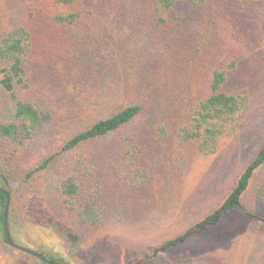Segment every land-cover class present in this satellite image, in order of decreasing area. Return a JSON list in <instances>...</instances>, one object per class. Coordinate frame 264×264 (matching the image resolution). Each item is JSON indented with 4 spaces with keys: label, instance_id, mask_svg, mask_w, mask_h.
<instances>
[{
    "label": "trees",
    "instance_id": "obj_1",
    "mask_svg": "<svg viewBox=\"0 0 264 264\" xmlns=\"http://www.w3.org/2000/svg\"><path fill=\"white\" fill-rule=\"evenodd\" d=\"M23 1L30 8L23 22L0 23V142L24 154L22 149L27 144L47 133L51 136V127L56 130L55 115L44 93L32 88L28 72L32 54L49 53L56 65L57 80L82 98H99V108H106L109 100L116 102L109 103L114 106L112 111L94 121L75 129L62 127L56 143L50 142L45 154L33 159L19 184L3 172L1 166L6 158L0 153V187L11 195V204L15 199H23L24 204L40 200L38 194L44 192L38 183L40 175L70 159L68 165H63L67 177L58 181L56 192L59 206L80 224L98 229L104 223L105 211L107 214L111 209H117L116 213L125 209L135 213L150 205L147 192L152 174L146 168L149 153L136 135H125L113 144L109 154L118 158L119 164L112 170L102 157L107 156L106 152L90 149L131 126L146 111L148 104L136 96L140 81L136 73L145 65L151 77L146 78L147 85L157 93L162 108V120L152 128L155 140H167L173 135L197 155L207 157L217 153L225 138L238 133L250 105L249 84L258 78L261 60L255 67L257 58H250L253 67L245 74L249 84L234 85L244 78L238 79L244 51L240 45L231 46V41L241 37L246 13L255 14L258 31L264 35V0ZM141 22L151 30V57H147L146 64L142 62L144 49L132 51L131 47L135 31L129 27L137 28ZM81 49L88 55L81 54ZM92 76H99L101 88L98 96L86 98L81 86ZM263 165L264 141L224 198L182 233L156 246L151 256L186 244L240 209ZM109 178L116 184L109 186ZM255 196L259 203L263 202L264 184H259ZM5 201L0 193L2 231ZM247 215L264 223L261 216ZM4 242L8 245L5 236ZM35 251L52 261L66 262L55 260L45 248ZM180 259L175 264H189L188 259Z\"/></svg>",
    "mask_w": 264,
    "mask_h": 264
},
{
    "label": "rangeland",
    "instance_id": "obj_2",
    "mask_svg": "<svg viewBox=\"0 0 264 264\" xmlns=\"http://www.w3.org/2000/svg\"><path fill=\"white\" fill-rule=\"evenodd\" d=\"M29 10L24 1L0 0V23L23 22L25 11ZM241 26V37L232 40L231 46L243 47L238 79L244 78L234 85L249 84L245 74L253 67L249 63L251 57L257 58L255 67L261 60V72L256 81L249 84L250 105L238 133L225 138L216 154L197 155L192 147L182 145L173 135L167 140H155L152 128L161 122L162 108L157 93L147 85L146 78L151 77L145 65L136 73L140 81L136 86L139 91L135 94L148 104L146 111L131 126L90 149L106 152L107 156L102 157L108 160L112 170L119 164L118 158L109 154L113 144L125 135H136L149 153L146 168L152 174L147 192L150 205L135 213L125 209L117 213V209H111L107 214L105 211L104 223L98 229L80 224L58 202L56 188L58 181L67 177L63 167L65 163L69 164L67 161L71 162L67 159L38 178L44 191L38 194L40 200L37 198L24 204L23 199H15L11 204L10 195L8 226L13 241L33 250L45 248L55 260L71 264H175L181 257L188 259L189 264H264V223L247 215L253 213L264 218V200L259 203L255 196L259 184H264V165L252 181L240 209L233 210L221 224L195 235L186 244L157 257L151 256L156 246L182 233L224 198L264 141V35L258 31L259 23L254 13L243 15ZM135 27H129L130 31H135L131 50L143 48L142 62L146 64L147 57H151L148 52L151 30L145 22ZM96 44L99 45V40ZM82 52L88 55L86 50L81 49ZM29 61L32 88L44 93L55 115L56 130L51 127V136L47 133L27 144L22 149L24 154L0 142V153L6 158L1 168L18 184L33 159L45 154L50 142L56 143L62 127L64 130L75 129L94 121L112 111L114 106L109 103L116 102L109 100L106 108H99V98L87 100L72 88H65L55 77L56 65L49 53L32 54ZM101 81L99 76H92L81 86L82 94L86 92V98L87 95L98 96ZM148 145L152 147L148 148ZM106 183L113 186L116 180L109 178ZM120 185L125 184L120 182ZM122 188L132 190L129 186ZM3 232L0 230V264H43L6 245Z\"/></svg>",
    "mask_w": 264,
    "mask_h": 264
},
{
    "label": "water",
    "instance_id": "obj_3",
    "mask_svg": "<svg viewBox=\"0 0 264 264\" xmlns=\"http://www.w3.org/2000/svg\"><path fill=\"white\" fill-rule=\"evenodd\" d=\"M0 193L3 194L6 198L5 201V205L2 211V220H3V231H4V236H5V240L7 242V244L18 250L21 251L29 256H32L33 258L37 259L38 261L42 262L43 264H71L69 262H56V261H52L50 259H48L47 257H45L44 255H42L41 253L30 249L28 247L19 245L17 243H15L11 237L10 231H9V226H8V213H9V205H10V194L9 192L0 187Z\"/></svg>",
    "mask_w": 264,
    "mask_h": 264
}]
</instances>
